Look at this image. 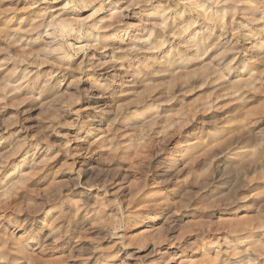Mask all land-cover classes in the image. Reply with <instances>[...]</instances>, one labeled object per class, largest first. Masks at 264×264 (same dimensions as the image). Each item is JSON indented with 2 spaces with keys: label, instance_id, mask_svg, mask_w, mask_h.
Listing matches in <instances>:
<instances>
[{
  "label": "clouds",
  "instance_id": "clouds-1",
  "mask_svg": "<svg viewBox=\"0 0 264 264\" xmlns=\"http://www.w3.org/2000/svg\"><path fill=\"white\" fill-rule=\"evenodd\" d=\"M0 264H264V0H0Z\"/></svg>",
  "mask_w": 264,
  "mask_h": 264
},
{
  "label": "rangeland",
  "instance_id": "rangeland-1",
  "mask_svg": "<svg viewBox=\"0 0 264 264\" xmlns=\"http://www.w3.org/2000/svg\"><path fill=\"white\" fill-rule=\"evenodd\" d=\"M21 6L23 7V5H21ZM84 14L86 15L87 13H84ZM145 87H150V86L149 85H146ZM190 96L192 98H191L190 102L188 103L187 110L189 112H192L196 108H198L201 104H205V103L211 104L212 103V100H213V97H214V94L209 93L208 95L202 97L199 93L193 92V93H190ZM216 102L217 103H224L225 101L217 100ZM232 107L233 106L231 104H229V108H232ZM228 110L229 109H225L224 111L227 112ZM12 112H13L12 109H8V113L9 114H11ZM180 116H181V112L180 111H176V112L170 114V118L171 119H177L178 120ZM10 146L11 145H9V147ZM54 163H56V162H54ZM200 163H201L200 160L195 161V163L193 164V167H195L196 164H200ZM57 166H59L58 163H57ZM49 167H51V166H49ZM158 226H159L158 224L145 225L144 228L141 229V231L142 230H145V229H147L149 227L156 228ZM133 235H135V233H133ZM52 259H54V257Z\"/></svg>",
  "mask_w": 264,
  "mask_h": 264
}]
</instances>
